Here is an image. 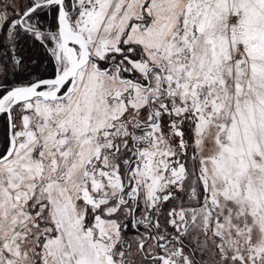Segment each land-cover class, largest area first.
<instances>
[{"label":"snow or ice","instance_id":"6c2138e0","mask_svg":"<svg viewBox=\"0 0 264 264\" xmlns=\"http://www.w3.org/2000/svg\"><path fill=\"white\" fill-rule=\"evenodd\" d=\"M0 264H264V0H0Z\"/></svg>","mask_w":264,"mask_h":264}]
</instances>
